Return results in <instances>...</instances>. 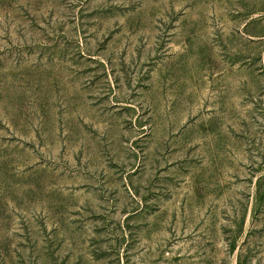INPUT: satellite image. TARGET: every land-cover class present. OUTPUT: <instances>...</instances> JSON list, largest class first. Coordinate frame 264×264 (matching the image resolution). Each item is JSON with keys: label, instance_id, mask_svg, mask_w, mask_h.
Wrapping results in <instances>:
<instances>
[{"label": "rangeland", "instance_id": "1", "mask_svg": "<svg viewBox=\"0 0 264 264\" xmlns=\"http://www.w3.org/2000/svg\"><path fill=\"white\" fill-rule=\"evenodd\" d=\"M0 264H264V0H0Z\"/></svg>", "mask_w": 264, "mask_h": 264}]
</instances>
